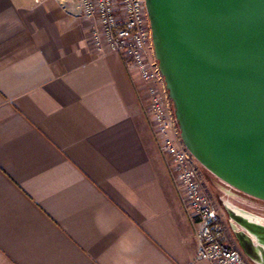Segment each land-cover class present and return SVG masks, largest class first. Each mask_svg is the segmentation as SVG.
<instances>
[{"label":"crops","instance_id":"0c3cea01","mask_svg":"<svg viewBox=\"0 0 264 264\" xmlns=\"http://www.w3.org/2000/svg\"><path fill=\"white\" fill-rule=\"evenodd\" d=\"M90 30L76 0H0V264H190L141 81Z\"/></svg>","mask_w":264,"mask_h":264},{"label":"water","instance_id":"95a60500","mask_svg":"<svg viewBox=\"0 0 264 264\" xmlns=\"http://www.w3.org/2000/svg\"><path fill=\"white\" fill-rule=\"evenodd\" d=\"M144 4L183 145L221 182L264 201V0ZM243 228L264 240V227Z\"/></svg>","mask_w":264,"mask_h":264},{"label":"built area","instance_id":"2783aa9c","mask_svg":"<svg viewBox=\"0 0 264 264\" xmlns=\"http://www.w3.org/2000/svg\"><path fill=\"white\" fill-rule=\"evenodd\" d=\"M91 22L89 42L98 53L120 55L140 79V102L196 241L190 264H248L232 245L210 199L200 164L183 145L158 61L144 0H76Z\"/></svg>","mask_w":264,"mask_h":264},{"label":"rangeland","instance_id":"374dc122","mask_svg":"<svg viewBox=\"0 0 264 264\" xmlns=\"http://www.w3.org/2000/svg\"><path fill=\"white\" fill-rule=\"evenodd\" d=\"M200 171L206 191L214 203L225 229H228L229 223L234 222L232 219H229L225 211V208H228L230 205L254 215L264 225V201L230 188L202 167V165L200 166ZM232 245L236 247L234 243Z\"/></svg>","mask_w":264,"mask_h":264},{"label":"bare ground","instance_id":"6f19581e","mask_svg":"<svg viewBox=\"0 0 264 264\" xmlns=\"http://www.w3.org/2000/svg\"><path fill=\"white\" fill-rule=\"evenodd\" d=\"M231 213L232 221H236L237 224L241 226L239 232V238L241 245L249 257L254 261L258 262L262 258L260 249H264V240L259 236L254 234L250 229L244 230V225L252 227H264L262 223L259 222V218L254 215L242 211L234 206H228Z\"/></svg>","mask_w":264,"mask_h":264},{"label":"flooded vegetation","instance_id":"af4514ba","mask_svg":"<svg viewBox=\"0 0 264 264\" xmlns=\"http://www.w3.org/2000/svg\"><path fill=\"white\" fill-rule=\"evenodd\" d=\"M225 211L227 212V215L229 217V219H232L231 216V213L229 211L228 208H225ZM228 229H225V232L230 240L231 243H234L236 248L242 253V255L245 257L246 261L248 264H264V259L261 258V260L258 262L254 261V260H250L249 258H247L245 255H244V252L242 250V245H241V242H240V238H239V232L241 228V226L239 224H237L236 221L232 222V223H229V225L227 226Z\"/></svg>","mask_w":264,"mask_h":264}]
</instances>
